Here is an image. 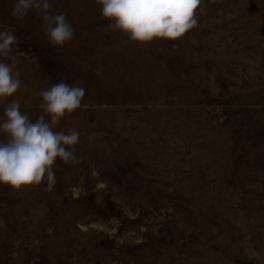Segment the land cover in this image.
Wrapping results in <instances>:
<instances>
[{"label":"rangeland","instance_id":"rangeland-1","mask_svg":"<svg viewBox=\"0 0 264 264\" xmlns=\"http://www.w3.org/2000/svg\"><path fill=\"white\" fill-rule=\"evenodd\" d=\"M15 2L0 31L21 111L35 121L61 80L86 94L54 126L80 133L79 163L57 159L51 191L0 185V264H264V0H203L181 40L143 46L97 0H50L74 28L62 47Z\"/></svg>","mask_w":264,"mask_h":264},{"label":"clouds","instance_id":"clouds-1","mask_svg":"<svg viewBox=\"0 0 264 264\" xmlns=\"http://www.w3.org/2000/svg\"><path fill=\"white\" fill-rule=\"evenodd\" d=\"M100 15L109 21L107 27L136 44L147 45L156 41H178L196 28L198 9L203 0H97ZM50 0H16L11 15L23 21L35 11L42 19V29L48 42L62 47L74 38V28L63 12L53 13ZM17 37L10 30L0 31V101L10 102L0 118V185L13 193L45 185L51 191L56 181L54 165L57 159L77 164L75 146L80 133L71 128L56 131L54 126L61 118L69 117L82 107L86 89L79 82L65 80L42 89V113L33 121L20 109L19 98L14 94L22 85L21 72L15 69L13 48ZM15 69V70H14ZM46 116L49 118L46 120ZM4 221L0 220V227Z\"/></svg>","mask_w":264,"mask_h":264}]
</instances>
